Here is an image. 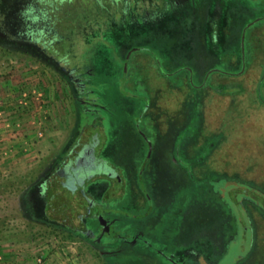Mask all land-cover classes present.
Wrapping results in <instances>:
<instances>
[{"label":"rangeland","instance_id":"374dc122","mask_svg":"<svg viewBox=\"0 0 264 264\" xmlns=\"http://www.w3.org/2000/svg\"><path fill=\"white\" fill-rule=\"evenodd\" d=\"M136 1L128 29L63 34L62 52L28 28L30 0H0V264H264V0ZM93 133L125 186L88 184L139 243L98 247L47 219L56 167Z\"/></svg>","mask_w":264,"mask_h":264},{"label":"flooded vegetation","instance_id":"af4514ba","mask_svg":"<svg viewBox=\"0 0 264 264\" xmlns=\"http://www.w3.org/2000/svg\"><path fill=\"white\" fill-rule=\"evenodd\" d=\"M167 2L170 4L168 6L170 9L178 8L170 0H166L164 3L166 4ZM85 72L84 69L74 68V75L73 70L68 71V75L73 77L71 79L76 86L78 103H80L81 108L85 112L88 111L91 115L93 114L92 118L95 121L97 119L94 114L98 111L99 104L97 103V99L90 98L88 100L86 97V94L92 90H86L89 79L85 75ZM100 137L99 133H93L89 136L88 141L82 144L79 150L70 151L71 153L73 152L72 156L67 159H61L60 164L56 167L55 174L59 177L58 184L62 187L63 193L78 194L82 199V204L79 203L84 206V210H78L80 209V204L75 205V209L78 212L75 219L76 223L72 226L78 236L84 233V238L91 244L103 248L111 247L114 244H118L120 247L124 245L131 246L135 242L139 243L141 235L135 230L128 233L130 234L129 238H124L123 231L118 228L119 225H114L115 220L110 216V213L115 214V212L110 209V202L104 197L108 194L111 195L113 192L111 190L108 191V187H105L104 194L98 196L91 190L93 189L92 184H88V181L92 180L94 176H99L104 177L105 182H108L112 178L115 190L125 186L122 183L118 184V173L112 169V165H109L106 159L103 160L99 157L97 148L100 143ZM89 173L91 175L88 176ZM92 175L94 176L92 177Z\"/></svg>","mask_w":264,"mask_h":264},{"label":"trees","instance_id":"16d2710c","mask_svg":"<svg viewBox=\"0 0 264 264\" xmlns=\"http://www.w3.org/2000/svg\"><path fill=\"white\" fill-rule=\"evenodd\" d=\"M75 1L80 0H30L29 10L31 14L30 17H28L29 20H27L29 24L28 28L31 29V31L35 30L41 32L45 36L48 35V41L51 43V46L49 45L50 49L57 50L59 48L62 52H65L64 47L58 43L63 34L67 33L70 35L71 33H78V35L86 37L92 30L99 29L102 32L105 28L104 26L108 27L112 23L119 22L118 24L122 28L123 26L120 23L124 18H128L131 24H134L136 22L134 19H139L141 17L138 12L134 11V9L139 7L138 1L136 0H81L89 5L91 2L95 3V5L92 6L93 12H90L91 10H83L85 9L84 7L81 9ZM76 10L86 15H91L92 13L94 17L79 16V18H81V24H79L78 19L75 20L73 17L72 21L70 17L66 15L68 11H70L69 14H73ZM72 22L75 25H72ZM94 23H96L97 28H94ZM70 28L72 29L71 31H69ZM123 29H128V27L124 26ZM67 38L70 39V37ZM139 50H143V47L139 46L132 50V52ZM132 54L129 56V60L127 59L128 63H133V61H135L133 60L134 58H132ZM247 58L249 59L247 64H250L251 58L249 56ZM120 63L123 66V62ZM239 75L238 73L234 74V76ZM48 196L49 200L47 201L46 207L51 216H48L47 219L63 229L72 228V223L67 224L66 221L76 218L78 211H76L75 205L82 204L80 195L63 193L62 187L58 184L54 187L53 191H49ZM81 204L78 210L82 211L84 210V206Z\"/></svg>","mask_w":264,"mask_h":264},{"label":"built area","instance_id":"2783aa9c","mask_svg":"<svg viewBox=\"0 0 264 264\" xmlns=\"http://www.w3.org/2000/svg\"><path fill=\"white\" fill-rule=\"evenodd\" d=\"M75 255V254H74ZM74 255H71V256H74ZM77 258V257H76ZM68 260H69V258H67ZM38 260V262H41V259H37ZM73 260H75V259H73ZM62 264H67V263H65V262H63Z\"/></svg>","mask_w":264,"mask_h":264}]
</instances>
